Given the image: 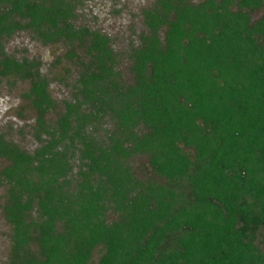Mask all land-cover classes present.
<instances>
[{"label":"trees","instance_id":"1","mask_svg":"<svg viewBox=\"0 0 264 264\" xmlns=\"http://www.w3.org/2000/svg\"><path fill=\"white\" fill-rule=\"evenodd\" d=\"M262 4L156 0L126 82L76 0H0V77L29 82L38 143L0 135L8 264H91L97 247L95 264H264ZM23 29L78 61L58 112L39 63L3 51Z\"/></svg>","mask_w":264,"mask_h":264},{"label":"rangeland","instance_id":"2","mask_svg":"<svg viewBox=\"0 0 264 264\" xmlns=\"http://www.w3.org/2000/svg\"><path fill=\"white\" fill-rule=\"evenodd\" d=\"M74 22L76 25L86 26L91 30H98L110 39V45L118 54V69L126 82H131L129 73L131 50L139 44V37L146 33L143 21V10L151 8L156 0H76ZM199 4L204 0H191ZM254 22L264 15V0L262 7L250 13ZM3 51L15 59L27 58L37 61L41 75L48 79V92L56 101L58 112L64 101L73 98L74 87L80 70L76 59L66 56L68 48L62 44L44 45L36 40L32 33L23 29L3 40ZM27 80L0 77V135L12 141L20 148L29 152L38 146L32 134L35 114L29 100L23 94L29 90ZM49 119L55 118L54 112H49ZM134 166L137 177L143 173L136 170L138 160ZM7 164L0 158V170ZM6 185L0 181V264H8L10 249V228L3 215ZM108 213V219H114ZM101 254L97 247L92 254L91 264H95Z\"/></svg>","mask_w":264,"mask_h":264}]
</instances>
